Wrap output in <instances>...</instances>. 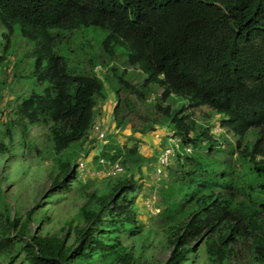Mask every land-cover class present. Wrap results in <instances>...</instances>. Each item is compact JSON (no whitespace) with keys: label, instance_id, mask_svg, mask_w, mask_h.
I'll use <instances>...</instances> for the list:
<instances>
[{"label":"trees","instance_id":"16d2710c","mask_svg":"<svg viewBox=\"0 0 264 264\" xmlns=\"http://www.w3.org/2000/svg\"><path fill=\"white\" fill-rule=\"evenodd\" d=\"M0 20L10 35L19 25L21 34L38 44L34 74L45 86L19 99L18 119L9 125L19 121L25 137L28 126L50 124L48 139L58 162L50 193L69 188L75 180L73 145L92 140L99 98L107 99L109 89L120 103L123 88L143 99L146 94L155 98L160 88V100L175 95L192 106H209L235 135L260 128L256 140L237 152L239 167L233 158L219 168L209 163L214 159L201 157L209 156L207 152L182 156L178 151L182 173L159 190L169 254L157 264H264V0H0ZM91 26L107 32L100 47L109 61L116 58L117 46H125L127 63L134 69L130 73L147 74L143 83L125 79L128 70H117L112 82L108 73L115 68L107 66L106 88L96 69L102 62L85 42L66 50L65 41L80 35L77 29ZM81 48L91 54L85 63ZM7 59L4 53L0 63L8 65ZM130 101L126 98L129 106ZM157 109L166 115L162 123L171 118L170 129L181 145L206 143L212 149L223 144L210 125L191 118L183 107L173 113L170 105L159 102ZM128 122L122 115L117 125ZM112 142L104 146V156L120 158L125 171L107 176L92 191L87 190L90 181L82 184L87 200L76 223L71 219L63 227L65 233L30 229L34 209L24 219L20 213L13 215L0 197V256L15 258L24 252L27 264H141L142 254L135 258L122 236L138 227L143 184L136 173L144 178L150 158L140 151L139 142ZM242 146L241 140L235 144ZM7 151L10 144L0 138V154Z\"/></svg>","mask_w":264,"mask_h":264},{"label":"rangeland","instance_id":"374dc122","mask_svg":"<svg viewBox=\"0 0 264 264\" xmlns=\"http://www.w3.org/2000/svg\"><path fill=\"white\" fill-rule=\"evenodd\" d=\"M75 32H79L80 35L77 34L78 37L72 41H65L66 50L68 51L70 45L76 48L85 42L86 45L83 46H87V50L95 52V59L102 62H98L101 66L98 65L97 71L103 76L106 88L109 87V83L104 77V73L108 71V67L109 69L115 68L114 71L110 70L108 73L112 82L116 78L117 70L120 74L124 73V70H128L124 77L132 83H143L145 81L147 74L144 71L140 70L138 73L135 71L136 74L130 73L134 69L127 63L128 51L125 46H117L116 58L113 61H109L106 56H103L100 46L102 38L107 33L106 31L91 26L81 27ZM75 36L76 33L71 35V37ZM37 46L36 40L28 39L21 34L19 25L15 26L14 33L10 35V31L0 20V56L7 53L8 57V65L5 66L3 61L0 63V84L5 81L4 85L0 86V94L2 92V98L0 97V138L11 146V151L0 154V178L3 187V193L0 194V197L5 198L10 204L13 215L20 213L24 219L28 211L34 209L33 216L36 220L34 219L30 223V229H35L37 232H42V234L65 233L66 230H63V227H67L68 221L71 219L75 220L76 223L77 212L87 200L84 195L83 183L75 179L69 188L50 193L52 171L58 167L56 157L52 153L54 148L48 139L50 124L41 123L28 126L25 137L22 135V131L25 130L19 124V121L12 126L9 125L11 119H18L19 99L31 94L33 91H42L45 86L42 82H38V75L34 74L35 62L39 56L36 52ZM83 54L81 62L85 63L91 54L85 50H83ZM153 86L155 89L159 87L157 84H151V87ZM161 93L162 91L159 88L158 92H155V98L153 94H150V96L146 94L147 98L143 99L138 93L123 88L120 90L121 101L118 103L116 92L109 89L108 98L100 97L97 105L96 120L102 122L108 130V140L105 139L104 143L110 144V141H116L120 145H132L136 141L140 142V148L142 147L147 155L151 154L150 160L146 162L147 164L143 168L144 178H141L138 172L136 173V178L140 179L143 184L137 200L138 227L135 231H126L122 236L123 243L128 246L135 258L138 259L139 255L142 254L141 264H157L168 257L166 217L162 215V206L160 208L161 212L157 210L163 197L159 190L165 182L171 178L179 177L182 173L181 166L177 161L178 158L175 157L168 166L167 178L156 183L152 181L160 152L171 145L173 139L179 140V135L170 130L172 128L171 118L167 117L168 120L162 123L166 115L157 109V104L160 102L162 106L170 105L173 113L174 109L183 107L184 112L189 114L191 118L204 126H211L212 132L216 133L223 143L221 147L216 145L210 149L206 143H202L191 149V151L194 150L191 154L196 151L195 155L201 156L203 152H207L211 157H201H206L210 161L214 159L215 161L212 160L209 163L216 165L215 167H225V162H230L232 158L233 162L239 167L240 161L237 160L239 156L237 152L256 140L257 134L255 135V132L260 131V128L255 131H253V128L244 136H234L228 128L221 126L223 117L209 106H192L187 99L180 100L175 95L166 100H160ZM126 98L131 100L130 106L127 105ZM122 115H125L126 120L129 122L119 128L117 120ZM7 128H11V131L9 132ZM10 133L12 141H10ZM225 138L232 143H229ZM237 140L242 141L243 146L241 148H235L234 143ZM92 143H94L93 146H88L89 150L86 158L89 165L93 163L94 168H99L96 165L98 158L95 159L93 156L96 154V150L98 153L96 146L103 143L97 140L95 136L92 137V140L90 139L88 145ZM84 144L76 143L73 145L75 149L73 155L75 157H78ZM233 150L236 152H232ZM103 152L106 151H102L100 155H104ZM215 156L218 160L213 158ZM223 161L225 162L222 163ZM244 165L248 166L247 163H244ZM90 174L91 176L87 178V181H90L87 184L92 185L87 187L89 191H92L95 187L103 186L107 181L106 174L100 169L96 172L95 170L94 172L90 171ZM240 174L237 173L239 177L243 175L241 172ZM247 175L250 178L256 177L254 173ZM241 179L243 178L241 177ZM1 199L0 209H2ZM148 202H152L155 212L149 209L150 207H146ZM24 238L23 242L26 240ZM11 254L16 255L17 250ZM24 257V252L19 253L15 258H11V255L2 254L0 264H27Z\"/></svg>","mask_w":264,"mask_h":264},{"label":"built area","instance_id":"2783aa9c","mask_svg":"<svg viewBox=\"0 0 264 264\" xmlns=\"http://www.w3.org/2000/svg\"><path fill=\"white\" fill-rule=\"evenodd\" d=\"M92 133L97 140H100L104 143L105 139H107V129L104 124L100 121H95L92 127ZM180 138L179 140H172V144L165 147L158 158L156 169L152 176L153 181H161L167 177V167L170 164L172 157L174 156L177 148L180 146ZM87 148V144L83 146ZM187 151H191V147H186ZM99 162L102 166L105 167L104 173L108 176H117L124 171V166L121 164L119 159L115 160H107L105 157H101ZM77 170L79 171L80 178H84L87 176V166L85 162V150H82L81 157L77 160ZM150 206V204H147Z\"/></svg>","mask_w":264,"mask_h":264},{"label":"clouds","instance_id":"9594fccd","mask_svg":"<svg viewBox=\"0 0 264 264\" xmlns=\"http://www.w3.org/2000/svg\"><path fill=\"white\" fill-rule=\"evenodd\" d=\"M99 68V66H97L96 67V69H98ZM219 114V113H218ZM221 117H222V115L221 114H219ZM97 121V120H96ZM221 126L223 127V125H222V123H221ZM106 128V127H105ZM223 128H225V127H223ZM107 129V128H106ZM210 129H211V126H210ZM170 130H173L174 132H175V130L174 129H170ZM176 133V132H175ZM211 133L212 134H214V135H216L217 136V134L216 133H213L212 132V130H211ZM233 133V132H232ZM177 134V133H176ZM92 135H93V133H92ZM233 135L234 136H236L234 133H233ZM94 136V135H93ZM107 140H108V130H107ZM181 140V139H180ZM226 140L228 141V142H231L229 139H227L226 138ZM238 141V140H237ZM88 143H90V142H85V144H87V148H84V147H82L81 149L82 150H85V162H86V166H87V172H88V174H87V176H85L84 178H80L79 176H80V174H79V171L77 170V165H78V163H77V160L81 157V152H82V150L79 152V155H78V157L76 158V160H75V165H73L74 166V169H75V175H76V178L75 179H77L78 181H80V182H82V183H86V182H88L87 180V178L88 177H90L91 176V174H90V170H89V168H88V164H89V162H88V160H87V158H86V155H88V146H93V144L94 143H92V144H90V145H88ZM237 143V142H236ZM236 143H234V145L236 144ZM84 144V143H83ZM84 144V145H85ZM83 145V146H84ZM106 145V143H103V144H98V146H102V148L101 149H98V154H95L94 156H93V158H95L96 159V157L98 158V164L100 165V167H102V168H100V170H102L103 172H104V170H105V167L104 166H102L101 164H100V162H99V159L101 158V157H105L107 160H112L113 161V159H110V158H107L106 156H104V155H100L101 154V152L103 151V148H104V146ZM98 146H96V148L98 147ZM188 146H190L191 147V149H194V147H195V144H183V145H181V141H180V146H179V148H177V150H176V152H175V154H174V156L172 157V160H173V158H177V156H178V151H180L181 152V155L182 156H185V155H190L193 151H187L186 150V147H188ZM161 153V152H160ZM112 154H114V152L112 153ZM97 155H99V156H97ZM160 155V154H159ZM158 158H159V156H158ZM117 159H119L120 160V158H117ZM171 160V161H172ZM158 161V160H157ZM121 162V161H120ZM122 164V163H121ZM156 165H157V163H156ZM156 165H155V169H156ZM169 166V165H168ZM167 169H168V167H167ZM99 170V169H98ZM98 170H95V172L96 171H98ZM124 171H125V168H124ZM123 171V172H124ZM122 172V173H123ZM121 174V173H120ZM106 176H108L107 174H106ZM118 176V175H117ZM111 177H116V176H111ZM167 178V177H166ZM165 178V179H166ZM153 181V180H152ZM162 181V180H161ZM163 181H164V179H163ZM153 182H159V181H153ZM150 204V206H148L147 204ZM148 203H146V207L147 208H149V209H152L153 210V205H152V202H148ZM157 210L158 211H161V209H160V207L159 208H157ZM156 211V210H155ZM154 210H153V212H155ZM123 242V241H122ZM197 243H199V242H197ZM127 246V245H126ZM128 247V246H127Z\"/></svg>","mask_w":264,"mask_h":264},{"label":"crops","instance_id":"0c3cea01","mask_svg":"<svg viewBox=\"0 0 264 264\" xmlns=\"http://www.w3.org/2000/svg\"><path fill=\"white\" fill-rule=\"evenodd\" d=\"M138 137H140V136H138ZM135 142H136V141H135ZM135 142H134V143H135ZM110 143H113V142L110 141ZM115 143H118V142H115ZM132 144H133V143H132ZM139 144H140V142H139ZM140 146H141V144H140ZM101 148H102V146H98V147H97V149H101ZM140 151H141L145 156H147V157H151V154H150V155H147V154L143 151V148H142V147L140 148ZM95 153L98 154V153H97V150L95 151ZM92 162H93V161H92ZM96 165H97V167H99V168H94L93 163H91L90 165L88 164V168H89V170L92 171V172H94V170H96V169H100V165H99L98 163H97Z\"/></svg>","mask_w":264,"mask_h":264}]
</instances>
